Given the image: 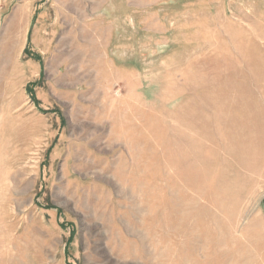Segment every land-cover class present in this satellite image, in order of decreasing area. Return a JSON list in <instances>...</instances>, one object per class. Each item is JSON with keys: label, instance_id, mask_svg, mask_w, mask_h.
Instances as JSON below:
<instances>
[{"label": "rangeland", "instance_id": "rangeland-1", "mask_svg": "<svg viewBox=\"0 0 264 264\" xmlns=\"http://www.w3.org/2000/svg\"><path fill=\"white\" fill-rule=\"evenodd\" d=\"M0 264H264V0H0Z\"/></svg>", "mask_w": 264, "mask_h": 264}]
</instances>
